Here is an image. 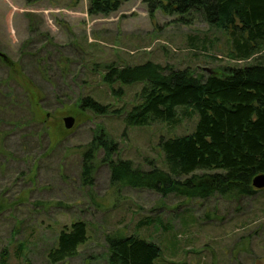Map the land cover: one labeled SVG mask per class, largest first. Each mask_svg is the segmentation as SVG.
Listing matches in <instances>:
<instances>
[{
    "label": "rangeland",
    "instance_id": "1",
    "mask_svg": "<svg viewBox=\"0 0 264 264\" xmlns=\"http://www.w3.org/2000/svg\"><path fill=\"white\" fill-rule=\"evenodd\" d=\"M88 5L0 0V264H108L107 234L155 241L161 253L154 264H264V188L243 197L163 196L111 180L110 161L164 168L159 139L191 133L198 115L179 108L177 123L127 126L121 113L138 101L143 80L104 76L109 66L147 62L162 72L224 71L264 62V47L248 59L232 58L230 34L200 18L183 24L159 9L150 16L141 0H121L107 14H91ZM2 54L34 85L40 105ZM86 96L107 105L106 113L81 108ZM69 115L74 124L66 128ZM100 133L115 143L114 153L90 149ZM86 161L91 183L82 173ZM77 219L87 223L86 242L75 256L49 262L58 232ZM145 219L151 224L139 225Z\"/></svg>",
    "mask_w": 264,
    "mask_h": 264
},
{
    "label": "trees",
    "instance_id": "2",
    "mask_svg": "<svg viewBox=\"0 0 264 264\" xmlns=\"http://www.w3.org/2000/svg\"><path fill=\"white\" fill-rule=\"evenodd\" d=\"M150 16L156 10L176 15L183 24L200 18L210 26L227 31L235 51L232 58L248 59L264 47V0H141ZM121 0H89L88 12L107 14L119 8ZM5 59V60H4ZM11 67L12 76L22 81L31 103L40 105L41 97L34 85ZM105 80L112 77L123 82L143 80L135 94L138 101L125 112L127 126H144L160 121L177 123L191 110L198 119L191 133L160 138L158 146L164 168L152 166L139 170L129 160L110 161L111 180L131 187L149 188L161 195L175 193L186 197H207L214 193L235 197L251 196L257 189L252 178L264 172V62L226 67L197 74L188 68L169 67L166 72L151 62L120 69L109 66ZM114 74V75H112ZM79 106L94 113H106L107 105L86 96ZM120 114L119 110L115 111ZM94 145L95 147H93ZM102 148L114 153L115 143L104 133L90 142V149ZM89 149V150H90ZM84 153L83 157H88ZM86 161L82 173L90 181ZM202 171V172H199ZM3 204L0 203V210ZM145 219L139 225H150ZM88 238L87 223L82 219L64 225L56 242L46 252L51 263L62 262L77 254ZM108 264H154L160 246L136 234H107ZM6 253L1 254L2 259Z\"/></svg>",
    "mask_w": 264,
    "mask_h": 264
},
{
    "label": "water",
    "instance_id": "3",
    "mask_svg": "<svg viewBox=\"0 0 264 264\" xmlns=\"http://www.w3.org/2000/svg\"><path fill=\"white\" fill-rule=\"evenodd\" d=\"M1 56L4 57L3 54ZM63 122L66 128H71L74 124V117L70 115L65 116L63 118ZM251 182H252V186L255 189L264 188V172L254 175Z\"/></svg>",
    "mask_w": 264,
    "mask_h": 264
}]
</instances>
